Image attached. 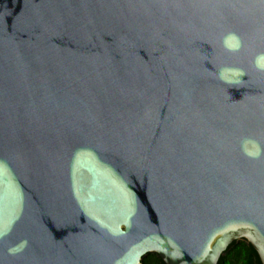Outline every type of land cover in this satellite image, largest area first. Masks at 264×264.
Wrapping results in <instances>:
<instances>
[{
	"label": "water",
	"instance_id": "1",
	"mask_svg": "<svg viewBox=\"0 0 264 264\" xmlns=\"http://www.w3.org/2000/svg\"><path fill=\"white\" fill-rule=\"evenodd\" d=\"M264 264V0H0V264Z\"/></svg>",
	"mask_w": 264,
	"mask_h": 264
},
{
	"label": "trees",
	"instance_id": "2",
	"mask_svg": "<svg viewBox=\"0 0 264 264\" xmlns=\"http://www.w3.org/2000/svg\"><path fill=\"white\" fill-rule=\"evenodd\" d=\"M142 264H164L156 254H148ZM218 264H261L260 259L253 247L246 241L233 242L220 259Z\"/></svg>",
	"mask_w": 264,
	"mask_h": 264
}]
</instances>
